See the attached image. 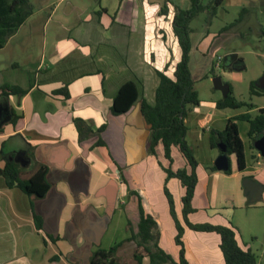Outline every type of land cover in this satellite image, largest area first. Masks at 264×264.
Segmentation results:
<instances>
[{"label":"crops","instance_id":"1","mask_svg":"<svg viewBox=\"0 0 264 264\" xmlns=\"http://www.w3.org/2000/svg\"><path fill=\"white\" fill-rule=\"evenodd\" d=\"M65 2L70 4L62 9ZM71 2L59 0L45 20L37 63L24 67L0 57V88L9 84L28 90L23 97L0 96V169L13 164L19 178L28 180L45 167L50 186L43 198L30 197L9 188L0 175V264H91L95 252L116 245L119 264H137V242L131 239L138 232L140 203L159 226L160 247L178 261L166 188L185 226L189 264H226L218 234L186 227V190L179 179L167 180L164 146L157 147L156 155L150 152L151 130L141 113L142 101L156 102L158 72L173 77L181 60L173 20L176 8H191L190 0H90L86 8ZM222 6L244 7V0H223ZM56 17L61 22L50 34ZM128 82L137 85L140 100L116 116L114 98ZM64 88L67 98L58 92ZM219 100H200L185 119L186 140L199 164L190 221L236 228L247 250L241 226L229 215L264 208L250 202L244 187L246 178L264 185V159L249 142V154L244 144V170L235 155L230 156V173L214 169L220 150L211 146L212 132L223 131L229 119L245 113L227 115L230 108L219 109ZM76 120L83 122V134ZM236 123L241 139L243 128L249 138L250 124ZM173 159L174 170L187 166L177 148Z\"/></svg>","mask_w":264,"mask_h":264},{"label":"trees","instance_id":"2","mask_svg":"<svg viewBox=\"0 0 264 264\" xmlns=\"http://www.w3.org/2000/svg\"><path fill=\"white\" fill-rule=\"evenodd\" d=\"M191 8L183 10L176 8L173 29L178 38L182 49V57L176 66L173 77H169L164 72H158L160 85L156 92V102L154 105L142 101L141 113L151 130L150 152L157 153V147L164 146L165 158L169 161L168 168H164L167 173V180L177 178L184 186L186 193L183 201V217L187 228L200 233H216L221 237V249L224 254L226 264H257L258 258L251 250H245L238 242V231L232 226L214 225L210 223H193L190 221V215L195 212L193 200L196 194L198 178V162L194 150L188 144L186 137L188 127L185 119L189 113V106H198L200 99L195 90V81L191 72V53L192 43V21L201 13L212 9L214 14L218 7H221L223 0H211L209 5L204 0H190ZM32 9L29 0H0V49H3L10 38L15 35L20 27L32 16ZM162 14L168 13V7L164 6ZM235 24V23H234ZM231 24L223 30L234 26ZM231 69L226 67L224 69ZM251 94L253 96H264V89L257 88L256 82L251 83ZM69 97L67 89L58 91ZM2 97L12 95L23 97L28 93L27 89L18 86L6 84L0 88ZM140 100V93L134 82L124 84L114 98L112 107L113 114L116 116L128 113ZM219 109L239 110L244 107L248 111L229 119L226 128L223 131H213L211 134V146L217 148L218 144H224L227 148L228 156L235 155L239 169H245V148L240 137L236 121H245L250 124L249 138L252 150L255 149V142L264 136V108L259 109V113L253 116L249 111L255 109L253 104L238 101L233 96V89L229 87L228 95L217 102ZM76 125L83 134V122L76 120ZM106 127L99 129L103 132ZM103 142H100L102 144ZM177 148L186 160L187 166L184 169L174 170L172 164L173 149ZM216 169V167H214ZM231 169L227 172L230 173ZM0 175L6 180L9 188H18L28 196L43 198L50 189L47 181V169L40 167L38 171L28 180L19 178V174L13 164L8 165L4 170L0 169ZM169 201L171 215L176 223L177 235L176 244L180 247L179 260L162 249L159 245L160 230L157 222L152 216L148 215L140 203V222L138 232L133 233L131 240L137 242L134 258L137 264H142L143 259L148 257L150 264H189L186 258V247L183 241L185 226L179 220L172 194L168 188L165 189ZM120 245H116L108 250H98L94 253L91 264H119L116 259V253Z\"/></svg>","mask_w":264,"mask_h":264},{"label":"rangeland","instance_id":"3","mask_svg":"<svg viewBox=\"0 0 264 264\" xmlns=\"http://www.w3.org/2000/svg\"><path fill=\"white\" fill-rule=\"evenodd\" d=\"M77 1L82 3L83 8L91 3L90 0H69L71 3ZM210 1L204 0V3L209 5ZM58 2L59 0H29L32 16L20 27L19 34L9 44L7 42L0 57L6 61L16 60L24 67L37 63L41 58L44 22ZM67 3H64L62 9L70 4ZM59 22L60 19L54 18L48 27L50 34L59 26ZM231 24L234 26L223 30ZM191 28L193 50L190 68L199 99L222 100L227 96L228 88L232 87L233 96L238 101L256 107L250 111L256 116L258 108H264V96H253L250 87L252 82H256L257 88H263L264 0H244V7L221 6L216 14L209 9L192 21ZM232 54L237 55L238 60L230 66L231 69H224L225 57ZM217 80L222 87H218ZM194 109V106H189V111ZM227 111V115L233 116L247 112L248 108ZM247 126V123H243V127ZM241 136L249 154L250 141L244 128L241 129ZM201 154L200 158H203ZM258 205L264 207V201ZM229 218L234 225L239 228L241 226L242 242L256 254L257 264H264V208L237 211L229 215Z\"/></svg>","mask_w":264,"mask_h":264},{"label":"water","instance_id":"4","mask_svg":"<svg viewBox=\"0 0 264 264\" xmlns=\"http://www.w3.org/2000/svg\"><path fill=\"white\" fill-rule=\"evenodd\" d=\"M237 55H229L224 59V65L230 67L237 59ZM218 87H222L221 83L217 80ZM262 86H264L262 82ZM229 92V88H228ZM228 95V93H227ZM220 150V156L215 162V166L218 170L228 172L231 169L230 156L227 154V148L224 144H218ZM255 149L259 152L260 156L264 159V136L259 138L255 142ZM245 193L249 196L252 204L258 203L263 198L264 185L254 181L252 178H246L244 181Z\"/></svg>","mask_w":264,"mask_h":264},{"label":"built area","instance_id":"5","mask_svg":"<svg viewBox=\"0 0 264 264\" xmlns=\"http://www.w3.org/2000/svg\"><path fill=\"white\" fill-rule=\"evenodd\" d=\"M220 61L222 60V58L219 59ZM221 63H218V66H220Z\"/></svg>","mask_w":264,"mask_h":264},{"label":"flooded vegetation","instance_id":"6","mask_svg":"<svg viewBox=\"0 0 264 264\" xmlns=\"http://www.w3.org/2000/svg\"><path fill=\"white\" fill-rule=\"evenodd\" d=\"M263 84H264V81H263Z\"/></svg>","mask_w":264,"mask_h":264}]
</instances>
